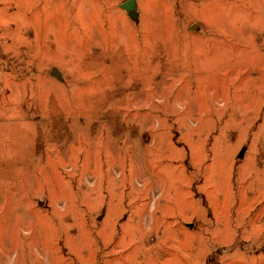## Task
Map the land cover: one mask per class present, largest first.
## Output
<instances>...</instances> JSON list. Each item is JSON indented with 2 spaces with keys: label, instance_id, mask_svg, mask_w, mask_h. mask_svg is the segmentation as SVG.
Wrapping results in <instances>:
<instances>
[{
  "label": "rangeland",
  "instance_id": "obj_1",
  "mask_svg": "<svg viewBox=\"0 0 264 264\" xmlns=\"http://www.w3.org/2000/svg\"><path fill=\"white\" fill-rule=\"evenodd\" d=\"M123 1L0 0V264H264V0Z\"/></svg>",
  "mask_w": 264,
  "mask_h": 264
},
{
  "label": "water",
  "instance_id": "obj_2",
  "mask_svg": "<svg viewBox=\"0 0 264 264\" xmlns=\"http://www.w3.org/2000/svg\"><path fill=\"white\" fill-rule=\"evenodd\" d=\"M120 7L129 13L130 16H132L134 13H133V10H134V0H124L121 4H120ZM50 73L52 75H55L56 73L51 70Z\"/></svg>",
  "mask_w": 264,
  "mask_h": 264
}]
</instances>
